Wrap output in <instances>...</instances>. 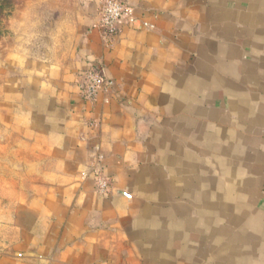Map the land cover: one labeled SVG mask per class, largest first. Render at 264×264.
<instances>
[{"label": "crops", "instance_id": "crops-1", "mask_svg": "<svg viewBox=\"0 0 264 264\" xmlns=\"http://www.w3.org/2000/svg\"><path fill=\"white\" fill-rule=\"evenodd\" d=\"M103 1L2 103L0 264H264V0H122L110 42Z\"/></svg>", "mask_w": 264, "mask_h": 264}, {"label": "rangeland", "instance_id": "rangeland-1", "mask_svg": "<svg viewBox=\"0 0 264 264\" xmlns=\"http://www.w3.org/2000/svg\"><path fill=\"white\" fill-rule=\"evenodd\" d=\"M73 7L74 0H0V134L2 131L5 134L11 132L8 131V121H2V103L9 87L16 84L24 65L49 55L56 37L70 21ZM10 158L6 154L5 160ZM9 173L0 168V247L14 237L12 218L1 215L4 210L12 213L15 205L3 197L6 191L1 179L12 178Z\"/></svg>", "mask_w": 264, "mask_h": 264}, {"label": "built area", "instance_id": "built-area-1", "mask_svg": "<svg viewBox=\"0 0 264 264\" xmlns=\"http://www.w3.org/2000/svg\"><path fill=\"white\" fill-rule=\"evenodd\" d=\"M99 14L103 36L109 42L119 33L121 24H135L138 21L136 10L122 0H104L100 5ZM144 26L150 27L147 22H144ZM112 85L105 71L93 66L86 75L84 98L93 102L103 89ZM99 189L105 192L108 189L107 182L99 180Z\"/></svg>", "mask_w": 264, "mask_h": 264}]
</instances>
